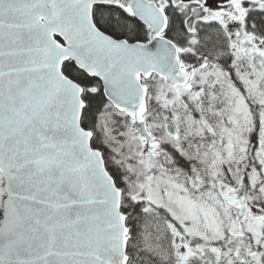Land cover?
Returning a JSON list of instances; mask_svg holds the SVG:
<instances>
[{
  "label": "snow or ice",
  "instance_id": "6c2138e0",
  "mask_svg": "<svg viewBox=\"0 0 264 264\" xmlns=\"http://www.w3.org/2000/svg\"><path fill=\"white\" fill-rule=\"evenodd\" d=\"M0 264H264V0H0Z\"/></svg>",
  "mask_w": 264,
  "mask_h": 264
}]
</instances>
